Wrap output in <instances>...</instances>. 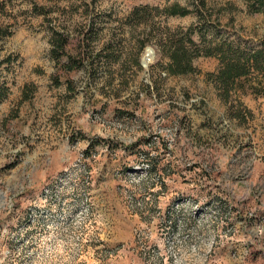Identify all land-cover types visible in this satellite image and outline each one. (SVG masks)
<instances>
[{"label":"rangeland","instance_id":"374dc122","mask_svg":"<svg viewBox=\"0 0 264 264\" xmlns=\"http://www.w3.org/2000/svg\"><path fill=\"white\" fill-rule=\"evenodd\" d=\"M0 4L11 31L0 59L16 58L0 69L9 88L0 102V264H264V96L220 100L207 79L216 58L168 77L157 44L189 28L200 44L206 28V40L217 33L257 48L264 10L253 13L255 0H205L200 11L191 0ZM172 5L190 14L166 17ZM144 7L142 23H130ZM90 24L103 28L96 53L121 39L122 57L65 71L67 58L51 56V31L70 36L66 50L79 60Z\"/></svg>","mask_w":264,"mask_h":264},{"label":"trees","instance_id":"16d2710c","mask_svg":"<svg viewBox=\"0 0 264 264\" xmlns=\"http://www.w3.org/2000/svg\"><path fill=\"white\" fill-rule=\"evenodd\" d=\"M191 2H197V7L200 10L205 9V0H191ZM255 5L252 6L253 13H258L264 10V0H255ZM148 8V7H147ZM147 8L134 9L132 14L128 17V21L135 24L142 23L144 20L143 14L147 11ZM37 10V9H36ZM3 8L0 4V12ZM38 11L44 14V10ZM153 11L158 12L155 8ZM166 17H183L190 12L184 7L178 5H172L170 7L163 8L161 11ZM142 14V15H141ZM210 19V16L208 17ZM100 24L103 23V19H99ZM88 30L81 35L78 42V58H74L68 54L66 50L69 44L70 36L67 33L52 32L51 44V56L57 62H60L61 58L65 56L68 63L64 65L65 71L71 72L76 68L84 67L85 61L89 58L100 59V63L111 64L118 62L122 57V40H113L101 46L96 53V49L92 47L94 42H99V34L103 31L102 26L94 28V25L90 24ZM199 33L200 44L194 41L196 32L192 28L187 29L185 32L180 29L175 31L176 34L167 33L164 39L158 41V47L160 52L163 53L167 62L165 66L160 67L161 73L168 77H180L181 75L193 74L195 72L193 68V62L196 58H216L219 61V68L216 72L207 75L209 82L214 84L215 89L218 92V98L223 101H228L232 93H251L254 96H264V43L260 44L257 48H250L245 43L238 41H221L217 40V33L209 34V40H206V28L201 29ZM206 31V32H205ZM11 35V31L6 26L0 25V41ZM146 42H140L139 51H142ZM75 59L78 60L75 62ZM16 58L12 55L4 56L0 59V69L4 65H11ZM1 71V70H0ZM156 81H154V89H157L158 82L162 81L161 74H156ZM9 94V88L7 83L2 80L0 73V102L5 100ZM235 117H238L235 116ZM91 146H88V148ZM89 153V150L86 151Z\"/></svg>","mask_w":264,"mask_h":264},{"label":"water","instance_id":"95a60500","mask_svg":"<svg viewBox=\"0 0 264 264\" xmlns=\"http://www.w3.org/2000/svg\"><path fill=\"white\" fill-rule=\"evenodd\" d=\"M150 52L148 53V55H146V57H145V60H147V58L150 56Z\"/></svg>","mask_w":264,"mask_h":264}]
</instances>
